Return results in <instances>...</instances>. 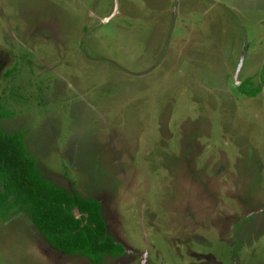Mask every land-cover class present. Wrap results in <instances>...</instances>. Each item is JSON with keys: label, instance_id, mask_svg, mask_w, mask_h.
Listing matches in <instances>:
<instances>
[{"label": "rangeland", "instance_id": "rangeland-1", "mask_svg": "<svg viewBox=\"0 0 264 264\" xmlns=\"http://www.w3.org/2000/svg\"><path fill=\"white\" fill-rule=\"evenodd\" d=\"M117 2L0 0V128L100 202V264H264V0ZM0 264L92 263L17 210Z\"/></svg>", "mask_w": 264, "mask_h": 264}, {"label": "trees", "instance_id": "trees-1", "mask_svg": "<svg viewBox=\"0 0 264 264\" xmlns=\"http://www.w3.org/2000/svg\"><path fill=\"white\" fill-rule=\"evenodd\" d=\"M260 78L264 85V63ZM261 88L247 80L239 89L255 97ZM1 103L0 119L11 118L12 112ZM17 210L23 211L47 244L61 253L86 258L92 264H100L104 256L124 253L123 246L107 234L100 202L72 194L44 177L27 151L23 134H6L0 128V219Z\"/></svg>", "mask_w": 264, "mask_h": 264}, {"label": "water", "instance_id": "water-1", "mask_svg": "<svg viewBox=\"0 0 264 264\" xmlns=\"http://www.w3.org/2000/svg\"><path fill=\"white\" fill-rule=\"evenodd\" d=\"M117 7H118V2H117V0H114L113 15H115L117 13ZM76 217L77 218L80 217L79 213H76Z\"/></svg>", "mask_w": 264, "mask_h": 264}]
</instances>
